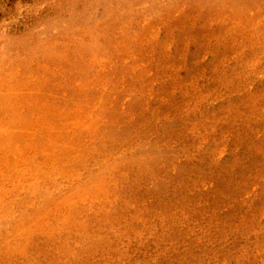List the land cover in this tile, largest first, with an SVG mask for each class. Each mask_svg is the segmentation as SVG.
Listing matches in <instances>:
<instances>
[{
  "label": "rangeland",
  "instance_id": "rangeland-1",
  "mask_svg": "<svg viewBox=\"0 0 264 264\" xmlns=\"http://www.w3.org/2000/svg\"><path fill=\"white\" fill-rule=\"evenodd\" d=\"M0 264H264V0H0Z\"/></svg>",
  "mask_w": 264,
  "mask_h": 264
}]
</instances>
